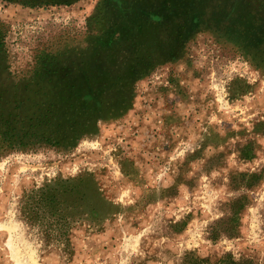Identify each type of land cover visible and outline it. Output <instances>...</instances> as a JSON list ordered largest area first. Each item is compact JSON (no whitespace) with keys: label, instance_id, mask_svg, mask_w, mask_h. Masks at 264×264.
I'll use <instances>...</instances> for the list:
<instances>
[{"label":"rangeland","instance_id":"1","mask_svg":"<svg viewBox=\"0 0 264 264\" xmlns=\"http://www.w3.org/2000/svg\"><path fill=\"white\" fill-rule=\"evenodd\" d=\"M98 1L0 0L10 78L84 46ZM133 91L73 147L0 152V264L264 263V71L201 32Z\"/></svg>","mask_w":264,"mask_h":264},{"label":"trees","instance_id":"2","mask_svg":"<svg viewBox=\"0 0 264 264\" xmlns=\"http://www.w3.org/2000/svg\"><path fill=\"white\" fill-rule=\"evenodd\" d=\"M87 31L84 46L45 52L13 81L0 30V152L75 146L98 119L129 110L135 82L180 60L201 32L264 71V0H99ZM224 232L235 234L231 227ZM185 259L252 264L229 253L213 263L190 253Z\"/></svg>","mask_w":264,"mask_h":264}]
</instances>
